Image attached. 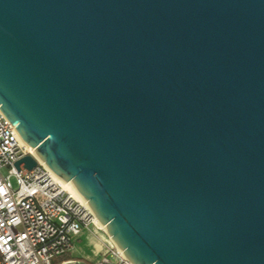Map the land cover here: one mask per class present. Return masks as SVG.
<instances>
[{
	"label": "water",
	"instance_id": "1",
	"mask_svg": "<svg viewBox=\"0 0 264 264\" xmlns=\"http://www.w3.org/2000/svg\"><path fill=\"white\" fill-rule=\"evenodd\" d=\"M0 112L131 263L264 264V0H0Z\"/></svg>",
	"mask_w": 264,
	"mask_h": 264
},
{
	"label": "built area",
	"instance_id": "2",
	"mask_svg": "<svg viewBox=\"0 0 264 264\" xmlns=\"http://www.w3.org/2000/svg\"><path fill=\"white\" fill-rule=\"evenodd\" d=\"M26 154L35 165L21 162L16 168L14 162ZM91 225L98 227L89 206L29 151L0 112V264H53L52 258L69 252L73 238ZM110 243L94 264H133Z\"/></svg>",
	"mask_w": 264,
	"mask_h": 264
},
{
	"label": "crops",
	"instance_id": "3",
	"mask_svg": "<svg viewBox=\"0 0 264 264\" xmlns=\"http://www.w3.org/2000/svg\"><path fill=\"white\" fill-rule=\"evenodd\" d=\"M98 226V225H97ZM108 235L98 226L82 228L73 238V247L66 253V259L56 264H94L110 246Z\"/></svg>",
	"mask_w": 264,
	"mask_h": 264
},
{
	"label": "bare ground",
	"instance_id": "4",
	"mask_svg": "<svg viewBox=\"0 0 264 264\" xmlns=\"http://www.w3.org/2000/svg\"><path fill=\"white\" fill-rule=\"evenodd\" d=\"M28 149H29V151H31V153H33V154H35L34 152H33V150L28 146ZM44 162V161H43ZM59 181H61V183L63 184V186L66 188V189H68L70 192H71V194L73 195V197H75L77 200H79V201H81L82 203H85L86 205H87V202L71 187V186H69L68 184H67V182L69 181V180H67V181H65V182H63L62 180H60L57 176H55ZM95 222H96V224L100 227V228H102L103 229V231L105 232V228H104V224H102V223H100L99 221H98V219L95 217ZM109 237V236H108ZM121 251V250H120Z\"/></svg>",
	"mask_w": 264,
	"mask_h": 264
},
{
	"label": "trees",
	"instance_id": "5",
	"mask_svg": "<svg viewBox=\"0 0 264 264\" xmlns=\"http://www.w3.org/2000/svg\"><path fill=\"white\" fill-rule=\"evenodd\" d=\"M65 259H66V253L65 254H62L60 256L55 257V259H54V261L52 263L53 264H56L57 262L62 261V260H65ZM79 264H87V263H85V262L82 261Z\"/></svg>",
	"mask_w": 264,
	"mask_h": 264
},
{
	"label": "rangeland",
	"instance_id": "6",
	"mask_svg": "<svg viewBox=\"0 0 264 264\" xmlns=\"http://www.w3.org/2000/svg\"><path fill=\"white\" fill-rule=\"evenodd\" d=\"M12 183L14 184V178L12 177ZM102 229V228H101ZM103 230V229H102ZM105 233V232H104ZM55 258H52V262L54 261Z\"/></svg>",
	"mask_w": 264,
	"mask_h": 264
}]
</instances>
